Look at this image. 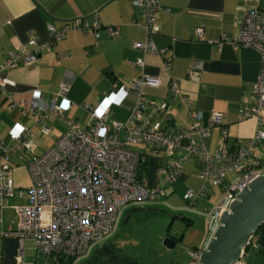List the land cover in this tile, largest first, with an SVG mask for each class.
Listing matches in <instances>:
<instances>
[{
    "label": "built area",
    "instance_id": "obj_1",
    "mask_svg": "<svg viewBox=\"0 0 264 264\" xmlns=\"http://www.w3.org/2000/svg\"><path fill=\"white\" fill-rule=\"evenodd\" d=\"M259 1V0H257ZM144 17L139 21L146 32V42L136 43L143 51H158L152 36L159 32L157 11L159 0H134ZM84 32L93 29L97 34L100 21L94 18H77L63 29L52 23L47 25L49 42L40 44L36 31H31L27 43L11 51L0 65V94L9 99L8 108L20 111L22 117L32 118L33 125L20 121L12 124L8 131V141L0 137V214L6 206L5 199L15 194V179L11 161L14 157L31 154L26 162L31 175L28 193L30 202L15 206L17 222L0 231V264L3 262V239L18 240L17 264L27 262L26 241L35 242L38 252L64 263L70 258L79 259L87 254L92 245L111 235L119 222L125 207L133 203H155L166 195L159 177L165 183H175L184 177V165L197 158L201 186L198 191L189 189L185 199L191 207L200 197L210 198V188L223 186L222 198L208 207L207 224L213 232L219 225L220 216L229 210L237 195L257 176L264 173V162L258 150L264 140V10L259 5L246 12L239 34L218 42L235 49L252 48L261 55V71L248 98L242 117H256L258 127L255 135L244 144L231 149L227 144L228 129L224 126L227 114L213 111L207 122L200 119L198 112H192V121L169 130L165 125L172 121L167 102L153 103L158 120L144 116L148 102L144 86L153 83L146 73L115 85L97 105L86 104L88 122L86 127L68 116L73 103L69 98L71 85L62 81L56 96L47 101L44 93L36 88L31 98H14L8 92L15 81L5 75L7 71L36 62L43 50L52 52L55 42L61 40L70 28ZM110 33L117 31L111 27ZM196 36L203 39L204 30L198 28ZM60 53H55L58 58ZM145 60L140 58L136 65L144 68ZM169 61L166 65L168 67ZM202 68L200 61H194L190 71ZM173 95L181 93L176 80L171 81ZM136 95V103L128 106L124 120H110L114 106L123 105L128 94ZM187 105L193 99L183 96ZM1 108V104H0ZM63 121L68 132L57 139L45 152L38 154L36 128L42 135L52 133L51 123ZM216 126L222 128L219 148L210 151L205 139ZM150 155L156 156L157 183L151 185L143 174V167ZM236 178L228 181L229 173ZM25 189V188H24ZM22 189L21 195L26 191ZM2 222V217L0 218ZM213 234V233H212ZM202 249L191 252L194 264H198ZM32 264H40L33 260Z\"/></svg>",
    "mask_w": 264,
    "mask_h": 264
},
{
    "label": "crops",
    "instance_id": "obj_2",
    "mask_svg": "<svg viewBox=\"0 0 264 264\" xmlns=\"http://www.w3.org/2000/svg\"><path fill=\"white\" fill-rule=\"evenodd\" d=\"M159 4V32L151 39L158 51L164 50L163 55L136 47V43L146 42L147 32L138 23L143 22L144 17L134 0H0V65L11 51L27 43L31 31H36L40 44L48 43L49 23L63 29L77 18L100 21L98 35L93 29L84 32L70 28L54 43L52 52L43 50L33 64L4 73L15 81L14 86L8 87L9 94L17 99L31 98L32 90L38 88L50 101L56 96L60 83L67 81L71 85L69 98L73 103L68 116L86 127V104L97 105L116 84L127 83L144 72L153 78V83L144 86L148 100L145 117L158 120L153 103L167 102L172 121L165 126L174 131L179 125L192 121V112H198L200 119L207 122L213 111H221L227 114L224 126L228 129V146L233 149L244 144L258 127L256 117L243 118L242 113L261 71V55L252 48L235 49L229 43L219 48L218 42L238 35L246 12L258 5L264 10V1L159 0ZM111 27L117 31L115 35L110 33ZM198 28L204 30L203 39L196 36ZM55 53L60 56L56 58ZM140 58L145 60L144 68L136 65ZM194 61H200L202 68L190 71ZM173 80L177 81L180 94L173 95ZM184 95L193 99L192 105L185 103ZM136 100V95L130 92L123 105L113 107L110 119L124 120L128 106L134 105ZM0 104V137L9 143L8 131L14 122L32 126L33 121L22 117L18 110L11 111L9 99L1 94ZM84 118H87L85 123ZM57 123H62L64 128L60 129ZM51 127L50 135L57 137L55 142L68 132L67 124L60 120L51 123ZM207 138H210L208 143L205 139L208 149L215 151L222 140V128L214 127ZM36 141L40 149L39 139ZM257 154L264 162L261 151ZM30 157L31 154L14 157L11 161L13 168L16 167L13 169L15 183L31 185L30 176L29 182L24 183L19 174L27 172L19 165ZM188 163L200 168L197 158ZM155 172L153 168L151 177H155ZM150 183L156 185L157 172ZM9 225H2L1 229ZM210 236L209 233L207 240ZM207 240L196 249L204 248Z\"/></svg>",
    "mask_w": 264,
    "mask_h": 264
},
{
    "label": "rangeland",
    "instance_id": "obj_3",
    "mask_svg": "<svg viewBox=\"0 0 264 264\" xmlns=\"http://www.w3.org/2000/svg\"><path fill=\"white\" fill-rule=\"evenodd\" d=\"M85 120H87V118H84V123ZM57 124L60 129L64 128L62 123ZM39 129L38 127L36 128L38 132L37 135H40ZM56 138L55 134L38 136L37 139H39L40 149L36 152L41 154L48 150L53 146ZM209 139L210 138H206L207 143ZM259 151L264 155V140L258 152ZM23 160L25 161V159ZM24 161L19 167H24L28 173L19 174L21 175L22 181L28 183V178L30 176L31 179V175L28 164ZM14 168L16 169V167ZM14 168H12V175L14 174ZM153 168L156 169V156L150 155L148 163L143 167V174L148 177L149 182H152L156 178V172L154 174L155 177H151ZM184 172L186 173L184 178L175 183H165L163 179L159 177L161 184L166 190V195L160 197L155 203H133L125 207L119 222L115 226L114 232L105 240L93 244L90 251L80 257L74 264H86L94 251L104 241L116 243L120 251L132 260H135L136 264H194L191 252L196 249V246L200 247L202 242L207 240V235H209V233L212 235L214 232L209 231L207 224L208 207L214 206V204L222 198L223 186L211 187V197H200L198 203L191 207L185 199V194L191 188L198 191L202 183L198 175L199 169L196 165L186 163L184 165ZM235 178V173H229L228 181ZM15 187V195L5 199L6 206L2 214H0V218L2 217L4 219V223L0 221V229L2 225L7 226L10 222L15 225L17 222L15 206L30 202L28 196L29 191L28 189H24L28 188L29 185H22L16 182ZM22 189L26 191L25 196L20 195ZM134 208H143L144 210L131 212ZM129 214H131V216L128 221L125 222ZM179 214L187 218V222L185 220L174 219L173 216ZM171 232L176 236L185 233V238L181 239L176 247L169 249L164 246L163 241ZM210 238L211 236L209 240ZM209 240H207L206 243H208ZM37 253L38 250L35 247V242L32 240L26 241L25 256L27 262L24 264H32L31 259L36 256ZM67 263L68 262L65 261L62 264ZM45 264L60 263L49 258ZM241 264H245V262L242 260Z\"/></svg>",
    "mask_w": 264,
    "mask_h": 264
},
{
    "label": "water",
    "instance_id": "obj_4",
    "mask_svg": "<svg viewBox=\"0 0 264 264\" xmlns=\"http://www.w3.org/2000/svg\"><path fill=\"white\" fill-rule=\"evenodd\" d=\"M142 210L144 209L134 208L131 212ZM129 218L130 214L127 215L125 222ZM181 218L180 215H176V219ZM263 224L264 173L253 179L237 195L229 210L220 216L218 227L206 246L201 250L198 264H241L246 249ZM163 244L172 249L177 246L178 241L171 236H167ZM17 248L18 240L16 238H5L3 240L4 264H17ZM101 253L103 254V251ZM31 260L45 264L46 256L38 252Z\"/></svg>",
    "mask_w": 264,
    "mask_h": 264
},
{
    "label": "flooded vegetation",
    "instance_id": "obj_5",
    "mask_svg": "<svg viewBox=\"0 0 264 264\" xmlns=\"http://www.w3.org/2000/svg\"><path fill=\"white\" fill-rule=\"evenodd\" d=\"M180 216L182 218L179 220H185L187 222V218H185L182 214ZM173 217L176 219V215ZM169 236L175 238L179 242L181 239L185 238V233H182L180 236H176L171 232ZM102 251L103 254L101 253ZM86 264H136V261L124 255L116 243L104 241L94 251Z\"/></svg>",
    "mask_w": 264,
    "mask_h": 264
},
{
    "label": "trees",
    "instance_id": "obj_6",
    "mask_svg": "<svg viewBox=\"0 0 264 264\" xmlns=\"http://www.w3.org/2000/svg\"><path fill=\"white\" fill-rule=\"evenodd\" d=\"M76 260V258H70L67 264H74ZM243 261L245 264H264V224L246 249Z\"/></svg>",
    "mask_w": 264,
    "mask_h": 264
}]
</instances>
